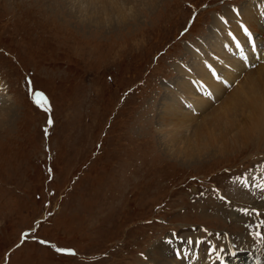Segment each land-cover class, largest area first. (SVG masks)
I'll use <instances>...</instances> for the list:
<instances>
[{"label": "rangeland", "instance_id": "obj_1", "mask_svg": "<svg viewBox=\"0 0 264 264\" xmlns=\"http://www.w3.org/2000/svg\"><path fill=\"white\" fill-rule=\"evenodd\" d=\"M70 1L0 0V264H185L170 231L196 240L200 225L237 244L263 214L251 184L264 177V102L236 116V148L189 160L173 155L181 145L163 116L174 94L180 114L221 106L201 90L178 95L179 68L196 65L203 43L223 61L228 49L206 43L226 33L215 16L247 0H157L112 24Z\"/></svg>", "mask_w": 264, "mask_h": 264}, {"label": "bare ground", "instance_id": "obj_2", "mask_svg": "<svg viewBox=\"0 0 264 264\" xmlns=\"http://www.w3.org/2000/svg\"><path fill=\"white\" fill-rule=\"evenodd\" d=\"M123 1L125 0H71L70 4L83 17L89 16L100 22L111 23L113 21L109 19L123 20L128 14H135L137 8L145 5L152 6L157 0H126L129 2L128 4H131L130 6ZM253 2L247 0L243 7L236 5V8L240 10L227 7L224 12H219L215 16V19L224 20V23L218 25L214 32L218 33L225 28L226 33L224 36L216 37L214 40L210 39L206 43L213 42L217 51L220 46L228 49L221 52L222 55L227 53L223 61L217 53L212 54L213 60L206 59L204 57L206 51L203 52L205 43H203L197 45L200 49L192 48L196 65L179 68L185 79V84L181 85L185 92H180L178 95L185 96V93L190 91L198 96V91L201 90L203 92L201 99H210L221 106L208 118H203L198 114H180L178 112V96L174 94L175 105L173 102L169 103L170 106L163 119L168 125L166 128L168 135L179 139L181 146L173 152L177 158L189 160V157L200 156L203 152L202 149L225 153L236 148L238 137L236 138L233 133L240 131V122H237L236 116L244 107L264 102V0H259L256 4ZM239 52H242V58H238ZM4 87L5 85L0 82V99L5 94ZM4 110L8 112L10 109L4 108ZM178 115L181 116V120L177 119ZM261 118L264 120V113ZM167 141L170 146L173 145V139L170 138ZM195 152H197L196 155ZM261 173L257 175L258 178ZM261 208L263 214L260 220L250 227V230L237 244H235V240L232 242L235 247L245 248L251 254L264 259V239L255 236L256 226L264 221V206ZM260 231L264 233V229H260ZM227 245L226 243L225 247ZM233 245L230 247L233 248ZM223 246V243L216 240L217 249H224ZM209 254L211 255V253ZM145 258L150 260L149 257Z\"/></svg>", "mask_w": 264, "mask_h": 264}, {"label": "snow or ice", "instance_id": "obj_3", "mask_svg": "<svg viewBox=\"0 0 264 264\" xmlns=\"http://www.w3.org/2000/svg\"><path fill=\"white\" fill-rule=\"evenodd\" d=\"M33 94H34V97H38L37 99H35V103L38 106L43 107V104L47 102V98L44 96V94L43 93H39V92H34ZM49 122H51V121H49ZM237 179L240 180L241 183H243L245 187H249L250 186L249 185V180H248L247 177H244V178L238 177ZM251 186L255 187V188H258L260 190H264V177H261L258 180H254L252 182ZM242 211H244L247 214L249 210L248 209H242ZM261 225H264V221H261V224H258L256 226L257 231L255 232V236L257 238L264 239V233H262L260 231ZM42 243H46V242L42 241ZM56 250L58 252H70L71 251L70 249H63V248H57ZM213 251L216 253V258L217 259H221V261H222V258H221L219 253L222 252L223 249H220L219 251H217V249L214 248ZM222 264H223V261H222Z\"/></svg>", "mask_w": 264, "mask_h": 264}]
</instances>
